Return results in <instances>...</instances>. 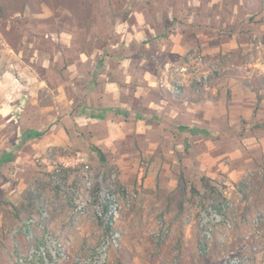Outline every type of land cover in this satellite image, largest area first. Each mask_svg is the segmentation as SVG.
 Wrapping results in <instances>:
<instances>
[{
    "label": "crops",
    "instance_id": "obj_1",
    "mask_svg": "<svg viewBox=\"0 0 264 264\" xmlns=\"http://www.w3.org/2000/svg\"><path fill=\"white\" fill-rule=\"evenodd\" d=\"M254 3L148 0L146 11L127 1L122 13L115 11L124 17L111 25L113 37L90 26L80 38L72 17L71 33H54L71 56L62 75L37 78L35 89L51 95V103L30 97L29 89L22 90V107L10 94L0 103V131L17 124L14 135H0V264H11L8 226L39 195L34 184L44 167L33 159L48 164L52 151L81 147L82 139L121 160H134V147L146 141L148 153L161 148L173 165L175 150L188 148L202 176L229 184L264 168V3ZM161 17L160 26L155 21ZM193 48L222 71L209 80L168 71ZM57 61L56 55L43 67ZM42 130L39 137L27 134ZM186 237L193 242L192 233ZM262 247L249 246L248 264H264Z\"/></svg>",
    "mask_w": 264,
    "mask_h": 264
},
{
    "label": "rangeland",
    "instance_id": "obj_2",
    "mask_svg": "<svg viewBox=\"0 0 264 264\" xmlns=\"http://www.w3.org/2000/svg\"><path fill=\"white\" fill-rule=\"evenodd\" d=\"M127 1L149 11L145 5L148 0H31L32 7H24L22 0H0L5 7L10 4L6 8L9 15H0V103L10 94L11 102L22 107L26 100L22 90L27 89L30 97L39 98L42 104L51 103V95L35 89L37 78L62 75L59 70L71 56V48L60 45L54 33H59L60 28L71 33L72 17L80 38L90 32V26H96L100 35L105 32L106 37H113L111 25L117 17H124L115 11L121 12ZM261 3L264 0H255L253 6ZM71 5L76 8L72 16ZM151 17L147 19L154 21ZM155 22L161 26L164 19ZM56 55L59 61L55 65L43 67L44 61L55 62ZM183 64L187 68L184 75H201L197 80H209L222 71L220 64L203 60L200 49L193 48L171 61L168 71ZM19 82H23V89ZM10 125L0 135L6 131L14 135L17 124ZM92 146L95 145L85 138L81 147L52 151L50 166L38 156L33 159L44 167L34 184L39 187V195L28 203L21 218L16 217L17 221L8 226L6 233L14 248L11 264H36L35 249L44 244L52 247H47L48 262L53 260L55 264H226L232 251L242 264H248L249 246L264 247L262 166L241 181L229 184L203 180L204 176L188 159V148H174L178 163L173 165L170 158L163 157L161 148L155 154L148 153L146 141L134 147V160H121L112 150L100 148L106 156L101 161ZM170 162L168 170L166 165ZM212 186L219 195L210 196ZM242 195L250 196L251 202L244 203ZM42 202L47 207L44 227L34 226L32 234L25 233L22 230L26 220L40 215L37 205ZM220 202L230 204L224 211L229 225L204 223L209 218V206ZM206 226L212 231L209 239L204 237ZM186 231L192 233L193 242L188 241L191 237L183 239ZM96 255L99 263L93 262Z\"/></svg>",
    "mask_w": 264,
    "mask_h": 264
},
{
    "label": "built area",
    "instance_id": "obj_3",
    "mask_svg": "<svg viewBox=\"0 0 264 264\" xmlns=\"http://www.w3.org/2000/svg\"><path fill=\"white\" fill-rule=\"evenodd\" d=\"M169 68H170V65L168 66V69ZM186 70H187V68L184 64L179 66V67L174 68V71H177L180 73H184ZM204 79H206V77H204ZM110 202L111 201L108 202V205H110ZM229 205L230 204L228 202L227 203L220 202L216 206L211 204L208 208L209 209V218H207L206 220L204 219L203 222L205 223L206 221H208V223L211 222L213 225L217 224L218 222H226L229 225V219L224 214L225 209ZM106 206H107V204H106ZM37 207H38L37 210L40 213V215L39 216H36V215L32 216L31 218H29L28 221L26 220V222H25L26 224L23 226V230H22L25 233L32 234V228L34 226L44 227L43 224L47 218L46 204L44 202H42L41 204H38ZM14 232H16V231L14 230ZM211 232H212L211 228L210 227L207 228V226H206V228L204 229V237L209 239L211 237ZM47 247H48V249L52 250V247L50 245H46V244H44V246L39 245L38 248L35 249L36 250L35 254L37 255V259H38L36 264H43L44 262H45V264H55L53 262V260H51V262H48L49 258L47 256V253H48ZM52 253H53V251H52ZM93 262L94 263L98 262L97 255L93 257ZM226 264H242V259L234 251H232L231 254L228 255V257H227Z\"/></svg>",
    "mask_w": 264,
    "mask_h": 264
},
{
    "label": "trees",
    "instance_id": "obj_4",
    "mask_svg": "<svg viewBox=\"0 0 264 264\" xmlns=\"http://www.w3.org/2000/svg\"><path fill=\"white\" fill-rule=\"evenodd\" d=\"M29 1H31V0H22L24 7H26V6H30V7H32V6L30 5ZM43 1H45V0H43ZM46 1H48V0H46ZM58 1L61 2V3H63V2H70V0H58ZM8 7H10L9 2H8ZM8 7H5L4 4H0V15H1L2 17H5V16L9 15L8 13H6V8H8ZM12 7H13V5H12ZM71 10H72V12H73V10L76 11V8H74V6L71 5ZM15 12H18V10H16ZM74 14H75V13H73V15H74ZM28 133H29V135H33V133H34V135H36V136H38V137L42 135V132H38V131H31L32 134H30V131L27 132V134H28ZM92 149L97 153V155L99 156V159H100L101 161H105L106 156H105L104 152H103L99 147H97V146H92ZM202 179H203V180H206V181H210V179L207 178V177H205V176L202 177ZM216 194L219 195V191L217 190V188H216L215 186H212V187L210 188V196H214V195H216Z\"/></svg>",
    "mask_w": 264,
    "mask_h": 264
}]
</instances>
